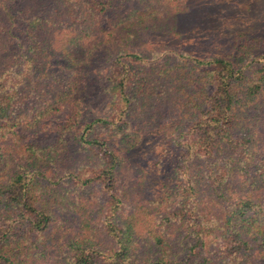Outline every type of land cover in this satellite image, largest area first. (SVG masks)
<instances>
[{"label": "trees", "instance_id": "16d2710c", "mask_svg": "<svg viewBox=\"0 0 264 264\" xmlns=\"http://www.w3.org/2000/svg\"><path fill=\"white\" fill-rule=\"evenodd\" d=\"M167 1L169 10L163 14L182 11L183 0ZM128 3L132 6L123 13ZM26 4L23 15L16 16L17 10H12L15 21L8 26L19 35H11L9 62H0V264H32L42 258L56 264H255L254 251L264 255V203L256 195L264 187L260 150L264 145V38L243 30L235 33L234 52L226 56L166 57L165 62H148L119 44L112 62L122 72L124 62H134L132 80L141 94L124 89L127 77L114 76L120 68L111 66L106 92L117 99L119 94L122 105L111 117L89 122L85 132L103 127L119 136L124 133L121 142L136 138L135 132H124L125 109L145 116L159 111L162 101L172 100L189 124L184 148L194 157L185 158L183 168L182 162L176 167L179 180L148 191L147 201H127L116 176L118 155L105 142L85 140L83 135L76 140L100 147L103 157L85 154L81 147L70 153L59 143L43 149L11 128L39 127L51 111L61 112L65 106L70 111L68 106L77 99L75 76L49 87L54 78L43 63L48 58L42 55L47 48L42 46L51 44L69 65L78 60L81 70L89 71L87 42L97 31L98 17L113 14L116 24L129 23L123 30L130 40L126 34H134L133 25L153 17L138 13L153 10V1L26 0ZM84 9L91 16L87 18ZM21 58L33 65V73H45L37 86L40 95L51 93L50 98H42L35 119H22L14 112L24 102V89L33 86L23 74V62H15ZM13 66L15 72H10ZM78 115L79 111L71 116ZM69 121L66 117L62 130L73 127ZM226 185H245L247 194L216 214L215 203ZM139 186L144 192L142 183ZM58 204L68 206L72 214L67 216H77L75 225L54 215L50 208ZM205 245L210 248L207 253L202 249Z\"/></svg>", "mask_w": 264, "mask_h": 264}, {"label": "rangeland", "instance_id": "374dc122", "mask_svg": "<svg viewBox=\"0 0 264 264\" xmlns=\"http://www.w3.org/2000/svg\"><path fill=\"white\" fill-rule=\"evenodd\" d=\"M2 1L0 0V25L4 26L5 29L0 30V36H3L0 37V62H9L13 49L12 41L14 40L11 35L14 32L15 35H19V32L8 26H12L11 24L15 21L12 10L14 8L17 10V12L14 11L16 16L23 15L26 9L24 7L27 4L26 0H8V3ZM46 1L51 2V0ZM151 1L154 4L152 7L154 11L151 9H148V12L139 10L138 13L142 17L145 14H151L153 17L133 25L131 33L134 34H126V38H130V40L124 38L125 31L123 30L129 23L116 24L113 22L114 17H116L113 14L111 16L105 15L104 18H102L103 16L98 17L95 23L97 24V31L91 33V38L87 42V48L90 49L88 50L89 58L86 60L89 71L81 70L78 60H71V62L77 63L75 67L73 66L74 63L69 65L70 62H67L58 50L52 48L51 44L42 46V48L47 47L42 55L48 58V61L43 63L47 64L48 68L46 69H49L50 75H53L54 78L49 87L54 86V84H65L71 77L75 76L74 80L78 84L74 86L76 90L74 93L77 99L75 98L76 101H72L71 105L68 106L70 111L65 109L66 106L65 111L64 109L58 113L51 111L42 120L39 127L29 128L23 124L20 128L18 126L11 128L14 133H20L28 142L37 143L38 147L43 149L47 146L55 147L57 146L55 144L59 143L61 148L64 147L62 148L64 151L67 150L70 153L79 152L78 148L81 147L82 150H86L84 151L85 154L88 152L103 157L100 147L88 145L89 143H84V141L95 138L100 142H105L108 149H112L118 155L119 169L116 176L122 190L128 195L122 193L124 197L126 196L127 201H147L145 193L154 192L158 186L160 187L167 182L179 180V178L177 179L176 167L185 158L188 157L192 160L194 157L188 155L184 148V138L189 136L187 133L190 128L189 124L180 110L182 108L172 100H169L168 103L162 101L164 104L159 106V111L146 113L145 116H137L136 111L134 112L132 108L130 111L125 109L123 118L127 120L128 126L124 132L127 134L135 132L136 138L132 137L121 142L124 133H120L122 136H119L112 129H102L103 127L100 128L99 126L100 129L85 132V127L89 122L95 118L111 117L112 113L122 105L123 99L119 94L117 99L114 94L106 92L109 84L108 76H112L111 66H113V70L114 67L120 68V70L113 71L114 76L119 77L117 74H120L127 77L124 89H129L132 94H141L132 80L135 73L133 74L134 69H131L130 65L134 62H124V68L127 72H122V67L116 66V63L112 62L113 56L120 49L119 44L125 46L127 50L125 52L145 56L148 62H165L166 57L174 59L182 56L185 58L206 57L209 54L226 56L229 54L228 52H234V49L231 50V48L235 33L243 30L258 33L257 36L264 38V0H183L182 11L172 15L163 14L169 10L166 6L169 1L166 0L164 3H162L163 0ZM131 3L124 6L123 13H127V10L132 6ZM136 10H138L137 6L134 8V11ZM83 14L87 18L91 16L90 12L85 9ZM100 26L107 28L104 30ZM11 30L13 32H10ZM164 54L167 56H163ZM15 62H23V74L30 78L33 86L24 89L26 91L24 102L22 100L21 107L14 112H18L22 119H35L38 108L42 104V98H50L51 96L49 90L46 96H41L37 87L38 82L45 79V73L43 71L41 75L33 73V65L25 62L24 58ZM15 69L13 66L10 72ZM9 76L14 77V74L9 73ZM21 77L22 74L15 80H19ZM78 111V116H71ZM66 117H69V123H73V127L62 130ZM73 120L74 122H72ZM81 135L84 136L85 140L83 139L82 143L78 144L76 140ZM261 135L264 142V128ZM260 150L262 153L264 152V145L261 146ZM184 163L180 164L182 168ZM53 174L50 173V175ZM159 182L160 185H158ZM140 183H142L144 192L140 189ZM245 185L242 188L235 187L238 190L226 185L221 194L222 198L215 203L217 206L216 214H219L222 208L233 204L236 199L244 200L247 194ZM129 195H132V198ZM256 195L264 203V187ZM58 205L50 208L54 215H60L62 220L75 225V221L78 220L77 216H67L72 214L68 211V206ZM202 249L207 253L210 248L205 245ZM254 253H257L253 259L255 264H264V255L261 254L260 250H255ZM47 259L42 258L32 264H56L51 259ZM212 262H215V257L212 258Z\"/></svg>", "mask_w": 264, "mask_h": 264}]
</instances>
